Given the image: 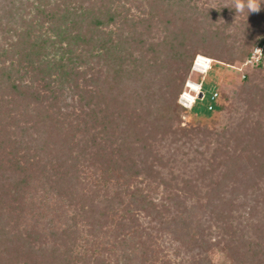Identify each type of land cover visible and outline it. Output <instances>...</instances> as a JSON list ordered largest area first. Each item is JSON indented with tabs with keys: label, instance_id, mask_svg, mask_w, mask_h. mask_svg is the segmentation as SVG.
Masks as SVG:
<instances>
[{
	"label": "trees",
	"instance_id": "16d2710c",
	"mask_svg": "<svg viewBox=\"0 0 264 264\" xmlns=\"http://www.w3.org/2000/svg\"><path fill=\"white\" fill-rule=\"evenodd\" d=\"M108 1L115 5L120 0ZM106 2L107 0L101 2L68 0L65 7L61 8L60 4H56L53 9L50 8L52 5L49 2H40L44 8L38 9L35 18L50 23L49 29L56 35V39L53 40L46 32L37 28L34 17L29 21L21 17L20 25L23 28L18 30L16 26L14 27L12 21H17L15 16L18 12L15 0H0V30L2 32L9 31V33L13 31L12 34L16 37L12 41L11 36L8 35L5 38L8 46L0 45V128L2 130L0 133V185L6 187L4 190L6 193H1L5 204L8 201L21 211L25 208V191L35 179H40L44 185L48 184L55 188L58 193H61L64 187H68L67 189L73 193L74 187L78 186L83 191L81 198L85 196L88 200L89 209L85 211L90 215H87L86 222H82L80 227L87 231L85 234L87 247H85L82 256L89 257L95 253L103 252L110 258V255H116L118 252V254L129 257L130 255H126L121 250L123 249L121 246H124L126 241L122 239L117 242L116 239L110 238L113 235L106 234L101 229L104 223L109 220L104 221L102 217L120 216L121 219L116 224L117 228H121L125 219L135 216V211H143L148 215L151 208H158L159 204H155L150 198V193L154 191L152 186L158 171L154 170V165H146L144 169L146 171L145 187L130 188V184H135L134 181L137 179L135 177L139 172H137L133 161L130 164L126 163V158L130 154L125 159L123 157L129 149L122 148L126 144L127 147L129 144L132 145L133 139L128 142L132 138V132H140L137 137L142 141L141 148L144 152L151 154L156 149L153 143V139L156 138L152 135L153 129L157 131L161 129L163 135L171 133L183 136L189 132H200L204 129L196 128V126L187 128L182 124L183 115H190L199 100L191 109L177 103V98L179 100L180 93L185 89L188 80L186 77H184L182 87L177 91L176 96L172 99L167 98L165 107L158 106L154 110L149 108L147 112L145 110L141 113L137 112L135 115H132V109L125 107L119 110L117 117L112 118L115 112L113 104L116 103V99L112 96L113 86L110 85L109 77L115 75L113 64L119 60L123 65L126 61L131 60L134 57L132 47L136 42L129 35L125 37L118 35L116 42L114 32L107 30L116 23V17L123 18L120 21L122 26H127L129 21H134V19H130L128 16L127 6L122 4L123 10L121 11L120 6L114 9ZM250 4L249 1L247 5ZM261 8L264 11V5ZM229 10L231 11L230 8L223 7L215 10L216 12L213 11L214 14L212 12L197 15V7L191 5L190 0H152V14L150 15L156 18L157 23L164 24L166 35L163 45L150 44L146 49L144 40L138 41L144 52L153 53L148 59L145 55L147 53H143L142 60L146 62L147 66L153 67L160 63V60L167 61L170 58H175L178 64L176 70L184 72L186 76L189 71H193L196 57L201 55L198 54V48L203 51L202 48L207 50L206 47H210L212 44L226 45L228 37L224 30H219V28L210 30V26L219 17H224ZM210 14L212 17L208 19ZM222 26L225 28L227 23H223ZM69 37L72 40L74 38L85 43L84 50L87 52L91 51L98 56H105L104 61L108 67L104 71V75L100 72L101 75L97 77L98 79H94L96 80L95 87L91 89L90 94L94 95L97 100L87 102L85 108L82 99L86 95H81L78 113L63 110L67 104H64L61 97L62 83L65 78L83 77L84 74L79 73V70H74V65H71L72 68L67 70L66 65L62 63L63 56L59 61L42 59L45 49L49 46L56 47L55 43L57 42L60 44L59 47H62L63 39H67V42L70 43ZM121 38L122 40H119ZM94 45L101 47L100 50L98 49L100 52L96 50V47H93ZM193 45L198 48L193 49ZM234 45L231 47L234 48ZM258 45H263L264 55V26L262 23H260L258 31H250L247 42L235 47L240 54L238 61L218 60L220 61L219 65L229 67L244 63L253 54V48ZM161 48H165V52L161 51ZM204 53H206L203 54L204 56L216 60L211 57L214 54L208 50ZM81 56L83 55L80 53L74 57L80 59ZM227 59L231 61L233 58ZM73 62L70 58L67 63L70 66ZM253 68L260 69V74L257 76L259 82H256L255 78H251L252 76L249 74L243 80L244 84L237 94L238 100L247 105L246 112L249 114L241 119L242 121L238 122L236 127L226 126L222 131L216 133L217 145L212 150L211 158L206 165L199 167V174H205V176L206 173L210 174L206 194L215 198L214 194L216 193V199L219 201L224 199L223 202L228 198L225 196L227 194L225 190L232 193L239 189L235 186V180L238 176L237 172L241 171L245 162L252 166L254 176H251L243 185L244 189L247 190L252 185L258 184L254 177L259 178L258 180L264 178V133H261L258 125L247 126L245 131L242 129L252 112L259 111L261 113L264 111L263 59L254 63ZM98 74H93V76L96 78ZM196 81H202L204 88V80L196 79ZM108 85L110 87L107 91L105 87ZM215 87L218 90V82ZM138 95L142 96L141 93ZM147 95L149 97V94ZM137 99L139 100V98ZM139 101L142 106L143 99ZM122 103L125 104L124 101ZM221 106L222 102L217 99L214 102V108ZM143 108L147 109V105ZM208 110L212 116V110L209 108ZM126 117L131 119L128 121V133L123 131L127 135L121 138L117 146H114V142L109 144L111 150H108L105 146L106 143L103 142L106 140H101L103 133L106 134L119 118L121 121ZM195 121L199 124L202 122L198 119ZM150 126H152L151 129ZM13 127H15L14 130ZM16 128L17 130H15ZM26 136H28L27 139ZM153 155L155 159H158L157 153ZM161 158L160 156L159 160ZM117 159H121L123 163L121 167L125 171V175L122 174L121 177L115 176L117 167L120 166ZM8 170L12 172L11 175L5 174ZM176 177L178 178V176ZM176 177L162 180L169 191H174V196L171 197L175 200L176 194L180 195V193L174 189L181 187L177 182L173 183ZM181 180L185 182L184 189L189 196L198 195L199 197L201 195L198 177L181 178ZM129 201L135 203V206L132 207ZM206 202L210 203L211 201L206 200ZM81 203L82 206L85 204L83 201ZM96 224L98 225L96 226ZM10 230L6 229V224L0 220V264H15L12 257H18L21 254L32 258V262L34 261L35 264L73 263L69 257V246L74 245L79 239L77 233L80 231L74 218L67 227L58 230L50 228L46 231L47 233L39 231L36 226L27 227L23 230L24 234L22 235L13 234ZM45 235L53 239L54 245L51 250L37 247L36 242ZM79 258L75 257V259ZM24 264L28 263L24 262ZM111 264L116 263L112 262Z\"/></svg>",
	"mask_w": 264,
	"mask_h": 264
},
{
	"label": "rangeland",
	"instance_id": "374dc122",
	"mask_svg": "<svg viewBox=\"0 0 264 264\" xmlns=\"http://www.w3.org/2000/svg\"><path fill=\"white\" fill-rule=\"evenodd\" d=\"M93 1L101 2L102 0ZM249 1L250 3L255 2L259 10H252L250 5H247ZM40 2H49L52 5L50 8L53 9L56 4H60L61 8L65 7L68 0H15L18 12L15 16L17 21H12L14 27L16 26L18 30L23 28L20 25L21 17L27 21L35 18L38 9L44 8ZM118 2L120 4L114 5L107 0L106 4L114 9L120 6L121 11L123 10L122 4L127 6L128 16L134 21H129L127 26H122L120 21L123 18L116 17V23L107 30L114 32L116 42L118 35L120 37L129 35L135 39L136 43L132 47L134 57L131 60L126 61L123 65L122 61L119 60L113 64L115 75L109 77L110 85L113 86L112 96L116 99V103L113 104L115 112L112 118L117 117L119 110L125 107L132 109V115L145 110L147 112L149 108L154 110L158 106L165 107L167 98H174L177 91L182 87L184 77L188 80L202 79L204 80L203 94L205 97L197 101L190 115H183L182 124L187 128L196 126V128L204 130L189 132L183 136L182 134L174 135L171 133L163 135L161 129L158 131L153 129L152 135L156 137L153 139L156 148L154 153H157L158 159H155L154 153H146L141 148L142 141L137 137L140 132H132V138L128 140L130 142L133 139L132 145L128 143L129 147L126 144L122 148L129 149L123 157L125 159L130 154L126 158V163L130 164L133 161L137 172H139L137 173L138 176L135 177L137 178L134 181L135 184H130V188L145 187L146 171L144 169L146 165H154V170L158 171L152 186L154 191L150 193L151 200L155 204H159L158 208H151L148 215L143 211H135V216L131 219H125L121 228H117L116 224L120 221V216L102 217L104 221L109 220L104 223L101 229L106 234L113 235L114 238H110L116 239L117 242L124 239L126 244L121 246L123 248L121 250L126 255H130L129 257L118 254V252L116 255H110V258L103 252L95 253L93 256L88 255L89 257L82 256L85 247H87L85 242L87 231L80 227L90 215L85 211L89 209L88 200L85 196L81 198L83 191L78 186L74 187L73 193L67 189L68 187H64L61 193H58L55 188L48 184L44 185L40 179H35L25 191V208L21 211L8 201L5 204L1 193H6L4 192L6 187L0 185V220L6 224V229H11L13 234L22 235L24 234L23 230L27 227L36 226L39 231L45 232L50 228L63 229L70 225L74 218L80 231L77 233L79 239L74 245L69 246V257L73 261L71 264H111L112 262L116 264H238L239 262L241 264L243 262L245 264H264V178L258 180L259 178L254 177L258 184L252 185L247 190L244 189L243 185L251 176H254L252 166L245 162L241 171L237 172L238 176L235 180V186L239 189L232 193L225 190L228 201L223 202L224 199H220V201L216 199V193L214 194L215 198L206 194L210 174L206 173V176L199 174V167L209 162L212 150L217 145L216 133L222 131L226 126L236 127L237 123L249 114L246 112L247 105L238 100L237 94L244 84L243 80L249 74H251V78H255L256 82H259L257 76L260 74V69H254V64L244 65L243 63L222 67L218 60L236 62L240 59L238 49L235 47L247 42L250 31H258L260 23L264 26V11L261 8L264 5V0H190V4L197 7V15L212 13L223 7H228L231 11L225 13L224 17H219L210 26V30L223 29L228 37L225 43L227 46L212 44L210 47H206L209 52L214 54L211 57L216 59H212L213 65L211 67L213 69L211 68L210 72L204 74L189 71L186 76L184 72L176 70L178 64L175 58H170L167 61L160 60V63L153 67L147 66L146 62L142 60L143 53H147L145 54L147 59L151 58L153 53L144 52L142 46L140 47L141 43L138 41L144 40V48L146 49L150 44L163 45L166 35L164 24L157 23L156 18L150 15L152 14V0H128L127 2L120 0ZM244 5L247 6L244 7ZM211 17L212 14L208 19ZM225 22L227 26L224 28L222 24ZM34 23L42 32H46L53 40L56 39L55 33L49 29L50 23L42 22L38 18H35ZM12 33L13 31L9 33V31L2 32L0 30V45L8 46L5 39L8 35L11 36L12 41L15 40L16 37ZM71 36L73 37L74 33ZM69 40L70 43L67 42V39H63L62 47H59L58 42L55 43L56 47L49 46L43 51L46 55L43 54L42 59L59 61L63 56L62 63L66 65L67 70L71 65H74V70H79V73L84 74L83 77L65 78L62 83L63 93L61 97L64 104H67L63 110L78 113L81 95H86L82 99L85 108L87 102L97 100L94 95L90 94L91 89L95 87L96 80L94 79H98L97 77L101 73L104 75V71L108 67L104 61L105 56H98L91 51L90 53L87 52L84 50L86 44L83 42L74 38L72 40L70 37ZM232 45L234 48L231 47ZM258 46L253 48V52ZM93 47H96L97 51L101 48L95 45ZM192 48L198 47L193 45ZM160 50L165 52V48ZM198 50V54L200 53L202 56L207 51L205 48H202L203 51L199 48ZM80 53L83 55L80 59L74 57ZM70 58L74 62L69 66L67 62ZM227 58L233 59L229 61L230 59ZM262 59L264 64V55H262ZM93 74L98 75L95 78ZM217 82L218 90L215 87ZM109 87L108 85L105 89L108 91ZM215 89L219 94L218 98L222 102V106L212 109L211 116L208 105L211 102V93ZM139 93H141V97H139ZM137 98L143 99L142 106ZM123 101L125 104L122 103ZM177 103L180 104L178 98ZM145 105H147V109H145L146 107L143 108ZM250 115L251 117L245 122L242 129L245 131L247 126L258 125L261 133H264V111L261 113L259 111L252 112ZM196 119L202 120L201 124L197 123ZM130 120L126 117L120 121L119 118L118 124L112 125L106 134L103 133L101 140H106L103 142L106 143L105 146L108 150H111L109 144L114 142V146H117L121 138L127 135L124 132L128 133V121ZM151 128L152 126H150ZM203 131L205 132L202 133ZM25 138L27 139L28 136ZM154 140L156 141L154 142ZM160 156L162 158L159 160ZM117 160L120 166L117 167L115 176L121 177L122 174L125 175V171L121 167L123 166L121 159ZM11 173L10 170L5 172L6 175H11ZM173 176H178L173 183L177 182L181 186L174 189L180 193V195L176 194V200L171 197L174 191H169L162 182V180H170ZM192 177L200 179L198 180L201 187L199 197L198 195L189 196L184 189L185 182L181 178L190 179ZM206 200L211 202L207 203ZM82 201L85 203L84 208ZM131 206H135V203L131 202ZM36 243L38 248L44 247L49 250L54 245L53 239L48 235L43 236ZM47 253L49 254V252ZM97 255L99 256L95 258ZM77 256L80 258L75 259ZM12 260L15 264H24V262L35 264L34 261L32 262V258L25 254L18 257L14 256Z\"/></svg>",
	"mask_w": 264,
	"mask_h": 264
},
{
	"label": "built area",
	"instance_id": "2783aa9c",
	"mask_svg": "<svg viewBox=\"0 0 264 264\" xmlns=\"http://www.w3.org/2000/svg\"><path fill=\"white\" fill-rule=\"evenodd\" d=\"M262 55H263V47L258 46L255 48L251 57L248 58L243 64L244 65L247 64L252 65L254 63L256 64L261 60ZM212 65L213 63L211 58L198 55L193 64V71L204 74L211 70ZM180 94H181L179 97L180 104H182L187 109H191L198 99H203L204 94H203L202 81H196L192 79L187 80L185 89ZM218 96L219 94L217 91L211 93V102L208 105L209 109L211 110L214 109V102L217 99H219Z\"/></svg>",
	"mask_w": 264,
	"mask_h": 264
},
{
	"label": "clouds",
	"instance_id": "9594fccd",
	"mask_svg": "<svg viewBox=\"0 0 264 264\" xmlns=\"http://www.w3.org/2000/svg\"><path fill=\"white\" fill-rule=\"evenodd\" d=\"M250 7H251L252 10H254V11H258V10H259V9H258V6H257V4H256L255 2L251 3V4H250Z\"/></svg>",
	"mask_w": 264,
	"mask_h": 264
}]
</instances>
